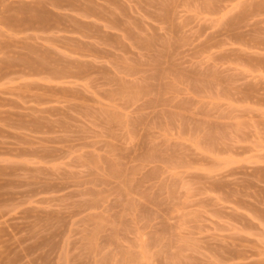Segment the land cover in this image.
<instances>
[{
    "label": "rangeland",
    "instance_id": "1",
    "mask_svg": "<svg viewBox=\"0 0 264 264\" xmlns=\"http://www.w3.org/2000/svg\"><path fill=\"white\" fill-rule=\"evenodd\" d=\"M0 0V264H264V0Z\"/></svg>",
    "mask_w": 264,
    "mask_h": 264
},
{
    "label": "crops",
    "instance_id": "2",
    "mask_svg": "<svg viewBox=\"0 0 264 264\" xmlns=\"http://www.w3.org/2000/svg\"><path fill=\"white\" fill-rule=\"evenodd\" d=\"M28 3V7L33 11L35 12L36 11V7L38 6V2L36 0H27Z\"/></svg>",
    "mask_w": 264,
    "mask_h": 264
}]
</instances>
